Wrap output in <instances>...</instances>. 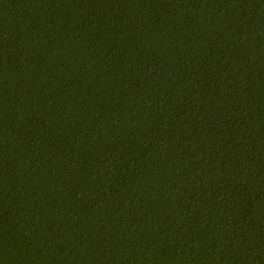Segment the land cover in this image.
I'll use <instances>...</instances> for the list:
<instances>
[{"label": "trees", "instance_id": "16d2710c", "mask_svg": "<svg viewBox=\"0 0 264 264\" xmlns=\"http://www.w3.org/2000/svg\"><path fill=\"white\" fill-rule=\"evenodd\" d=\"M0 264H264V0H0Z\"/></svg>", "mask_w": 264, "mask_h": 264}]
</instances>
